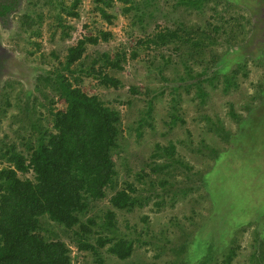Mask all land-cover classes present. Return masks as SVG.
I'll return each mask as SVG.
<instances>
[{"label": "trees", "instance_id": "obj_1", "mask_svg": "<svg viewBox=\"0 0 264 264\" xmlns=\"http://www.w3.org/2000/svg\"><path fill=\"white\" fill-rule=\"evenodd\" d=\"M55 1L57 0H45L43 4L50 5L52 9ZM92 1L99 15L110 24L115 15L109 13L108 8L116 1L122 3L123 14H131L133 23L138 24L143 31L150 24L156 23L155 13L160 12L161 3L166 2ZM20 2L21 0H0V19L17 8ZM211 2L212 5L207 7ZM223 2L224 7L218 8ZM80 3L81 0H72L70 6H65L60 2V12L78 18L77 8ZM235 4L234 0H173L170 4L173 11L181 10L180 8L192 9L205 16L208 8L213 15L205 18L203 25H188L179 21L171 29L155 24L156 30L145 39L138 38L136 44L145 49L173 45L172 51L179 55L178 65L183 72L181 74L180 70L177 71V79H193L194 82L185 84L182 89L186 92L190 88L196 90L191 100H198L196 103L203 113H199L195 119L197 122L203 121L204 131L215 136L211 140L201 137L195 147H192V141L189 142L188 148L195 152L193 157L197 159L196 155H199V160L205 161L200 169L184 161L172 141L167 144L155 141L148 156L145 155V148L140 149L139 153L131 147V135L134 133L135 141L138 142L143 138L146 128L153 131L154 135L166 136V132L156 131L152 113L153 101L164 93L163 90L151 94L152 90L147 86L142 89L135 83L129 84L130 96L146 97L147 109H143L140 117L126 125L125 129L124 115L117 106L101 95L88 94L78 84L73 85L70 78L73 80L85 75L95 79L98 86L103 88L120 89L125 86L121 76L116 74L125 68L126 49H117L114 56H111L110 51L86 53L88 44H98L100 39L108 41L112 37L111 31L100 30L99 34L78 38L74 44L67 46L58 66L38 76L34 89L47 102L51 125H43L46 115L39 112L37 116L34 104L30 109L26 108L22 118L16 116L20 123V132H15L17 141L0 137V264H81L77 262V254L84 251L93 257L91 264H106L104 251L122 261L120 264H158L157 260L166 252L174 254V259L169 264H232L239 249L237 233L244 230H240L244 227L243 224L235 230L229 244L222 251L217 252L207 242L201 257L191 261L183 258L187 253L185 238H181L178 245L174 246L173 241L164 237L168 228L157 235L149 233L146 225L148 217L143 218L145 225L140 229L132 224L133 231L121 232L117 217L119 212H131L135 208L150 205L153 212L162 211L167 203L173 206L178 197L183 198L194 189L195 183L204 181V176L212 167L210 162L220 159L227 150L225 145L230 146L235 134L215 110L213 115L207 112L209 107L206 104L210 91L220 88L222 92L228 93L239 86V78L248 75L246 59L239 57L234 65L221 66L222 55L214 48L221 39L227 43L228 51L234 49V46H240L244 40L245 25L233 15ZM36 5L37 2L33 0L26 2V12L21 21V26L26 27V31L30 33L29 37L40 36V31L32 24L31 18ZM226 14L230 15L227 17ZM37 16L41 19L40 14ZM57 19L62 40L71 38L74 26L63 25L58 14ZM33 45L40 47L36 41H33ZM55 52L57 51L52 50L50 57L58 59L60 56ZM137 55V50L133 49L129 56L135 58ZM160 56L168 59L167 62L172 61L171 55ZM42 61L47 62L45 54ZM211 67L215 68L210 70ZM161 71L162 67L159 68V72ZM161 78L166 79L164 76ZM258 86L241 105L243 111L251 112L254 101L261 98L263 85ZM180 87L181 85L171 89V94L175 95L172 101L182 100L178 91ZM57 95H62L67 100L66 109H55L54 97ZM27 97L31 103L38 101L36 95L28 93ZM195 98L197 99L194 100ZM126 101L127 105L131 104L130 98ZM9 106L8 99L0 105V116L5 114ZM226 113L238 126L245 122L233 102H227ZM179 122L183 124L185 121L178 114H172L170 121L164 122L168 127L167 133ZM121 152L132 156L137 154L139 170L131 174L128 157H121ZM115 155L127 166L128 176L121 181ZM131 175L132 181L128 178ZM184 179H187L188 186L181 189L182 195H179V190L174 185ZM168 194L170 197L167 200ZM128 224L125 221L127 228ZM57 228L61 231H57ZM65 228L71 231L73 243L65 239L68 236V231L64 233ZM135 242L138 245H151L155 249L154 255L150 258L144 253H138ZM72 244L75 245L76 252L72 250ZM250 264H264V239L261 238L253 246Z\"/></svg>", "mask_w": 264, "mask_h": 264}, {"label": "rangeland", "instance_id": "obj_2", "mask_svg": "<svg viewBox=\"0 0 264 264\" xmlns=\"http://www.w3.org/2000/svg\"><path fill=\"white\" fill-rule=\"evenodd\" d=\"M21 7L10 13L3 22H0V105L5 100H9L10 106L4 115L0 116V137H7V140L17 141L16 131H19V121L16 116L22 118L26 113V108L35 104L37 116L39 112L46 115L43 120L44 126H50L49 115L47 112V102L34 89L36 80L39 75L44 74L50 69L58 66V61H62L66 52V48L72 45L76 40L84 35H96L99 31H111L112 37L108 41L99 40L98 44H88L87 54L101 51H110L114 56L115 51L120 48L126 49L127 62L122 72L117 73L121 76L125 86L120 89L103 88L98 86L95 79L82 75L72 80L73 85H79L88 94H98L109 100L112 105L117 106L124 115V122L130 125L140 117L143 109H147L146 97L130 96L128 86L135 83L144 89L145 86L152 90L151 94L163 90L162 95H158L153 101V116L156 131L166 132V136L154 135V132L146 128V132L142 139L135 141L133 134L129 138L131 147L137 149L145 148L146 154L152 150L155 141L165 143L172 141L176 146V151L180 157L200 169L204 166L205 161L193 157L195 152H191L188 148L189 142L192 141L197 146L201 137L208 140L214 139L215 136L204 131V122L199 121L198 117L202 112L198 108L197 98L193 101L196 90L190 88L186 92L182 87L187 83L194 82L193 79L180 81L177 79V71L182 69L179 67V55L172 51L173 45L165 47L141 48L137 47V40L145 39L151 34L155 28V24L160 27H170L173 29L179 21L188 25H203L204 19H208L213 13L207 8L205 16H201L197 11L188 9L173 11L170 4L173 0H166L161 3L160 12L155 13V24L147 26L146 30H140L138 24H134L131 14H123L122 3L116 1L113 6L108 8V12L115 15L113 22H106L95 9L92 0H81L77 11L78 18L67 16L60 12V2L65 6H70L72 0H57L55 7L51 9L50 5H44L45 0H33L37 2L35 10L31 13L33 19L32 24L40 31L39 37H29L30 33L26 31V27L21 26L25 11V4L28 0H22ZM233 15L241 24L245 25L243 29L244 40L241 45L234 46V49L227 50V43L221 39L214 46L216 52L222 55L221 66L234 65L239 57L246 59L248 70L247 77H241L238 80L239 86L232 88L228 93L222 92L220 88L210 91V98L207 101L209 114L216 111L224 120V123L235 134L231 144L226 146V152L222 157L214 162H210L212 166L210 171L204 176V181L195 183L194 189L187 192L183 198H179L177 202L171 206L169 203L160 212H153L150 206L144 208H135L131 212L118 213V226L121 232L133 231L132 224L137 225L140 229L145 225L144 217H148L147 229L149 233L159 234L168 230L164 237H168L177 246L181 238H185L186 251L183 255L184 259L195 261L205 252V245L211 243L213 248L219 252L222 251L230 242L231 236L241 224L244 225L241 233L238 234V254L232 264H250V254L253 246L257 241L264 239V0H234ZM234 3V2H232ZM231 3V4H232ZM208 4L207 7L211 6ZM224 7V2L218 8ZM183 10V11H182ZM162 13H166L163 15ZM41 15V19L39 16ZM57 14L61 17L63 25H72L71 38L62 40L61 27L58 26ZM231 14V12H230ZM226 14L225 16H229ZM247 20L249 21L247 23ZM215 20H211L214 22ZM247 32V33H246ZM36 41L40 47L33 45ZM136 49L137 57H130V52ZM56 50V55L60 57H50V52ZM46 55L47 62L42 61L43 55ZM160 54L171 55L172 61L162 58ZM49 60V62H48ZM166 60V61H165ZM262 62L260 65L257 63ZM223 64V65H222ZM162 71L159 72V68ZM198 68V67H196ZM215 67H211L210 70ZM68 75V74H66ZM161 76L166 79L162 80ZM181 85L179 88L181 101H172L171 89ZM258 85H263L261 89V98L255 100L254 108L251 112L243 111L241 105L248 100L247 96L251 95L258 89ZM207 90V89H206ZM36 95L38 101H28L27 94ZM159 93V92H158ZM33 96H31L32 98ZM131 104L127 105L128 99ZM120 100L121 102H115ZM227 102H233L238 113L243 115L245 122L237 125L227 115ZM46 106V107H43ZM68 103L62 95L54 97L55 109H66ZM213 110H215L213 112ZM203 113V112H202ZM172 114H178L184 123L174 124L172 130L168 131V127L164 122H169ZM1 115V112H0ZM132 131V130H131ZM190 131V133H189ZM126 136L128 130H126ZM121 157H128V164L133 171L139 170V157L128 155L121 152ZM120 170V181L127 178V166L122 162L118 155H115ZM147 171V170H146ZM130 181L133 176L128 177ZM182 179V178H179ZM187 179L180 180L174 187L179 190L185 189ZM137 185H141L136 183ZM170 195L166 196L168 200ZM107 202V201H106ZM128 221V228L125 226ZM52 225V223H51ZM167 226V227H166ZM56 228V226H55ZM61 231L60 228L56 229ZM68 231L65 237L69 243L71 241V231L64 229V233ZM256 233L257 235H255ZM148 239V238H145ZM72 250L76 252L75 245H71ZM135 247L140 254L152 257L155 249L151 245H138ZM76 255V254H75ZM106 264H120L115 257L110 256L104 251ZM92 256L87 252L77 254V262L81 264H91ZM174 259V254L170 252L164 253L163 257L157 260L158 264H169ZM183 260L182 258H180Z\"/></svg>", "mask_w": 264, "mask_h": 264}, {"label": "flooded vegetation", "instance_id": "obj_3", "mask_svg": "<svg viewBox=\"0 0 264 264\" xmlns=\"http://www.w3.org/2000/svg\"><path fill=\"white\" fill-rule=\"evenodd\" d=\"M22 2H23V1L21 0V2H20V4L18 5V7L15 8L12 12L16 11L17 9H19V8L21 7ZM12 12H10V13H12ZM10 13H9L8 15H6L4 18L0 19V22H3V19H6V17L9 16Z\"/></svg>", "mask_w": 264, "mask_h": 264}]
</instances>
